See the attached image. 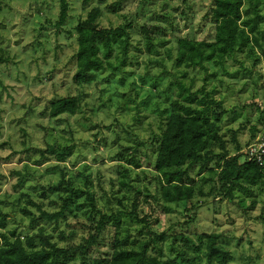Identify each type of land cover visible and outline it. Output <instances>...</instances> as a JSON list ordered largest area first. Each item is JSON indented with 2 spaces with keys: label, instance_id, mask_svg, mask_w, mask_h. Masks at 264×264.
Returning <instances> with one entry per match:
<instances>
[{
  "label": "rangeland",
  "instance_id": "1",
  "mask_svg": "<svg viewBox=\"0 0 264 264\" xmlns=\"http://www.w3.org/2000/svg\"><path fill=\"white\" fill-rule=\"evenodd\" d=\"M66 1L67 19L56 30L58 0H0V215L6 224L0 231L16 229L24 237L42 228L58 248H74L95 225L87 220L88 195L101 213L130 214L118 228L105 226L93 246L69 254L74 258L63 264H106L116 238L146 240L148 230L164 233L150 254L169 264H187L191 257L206 264L204 236L209 234L218 235L217 245L229 252L227 264H264V184H242L232 198L224 197L215 154L242 153L264 128V39L261 49L229 55L221 66L176 68V37L212 39L205 18L211 0H121L115 12L108 6L118 0ZM93 7L100 9L102 28L129 24L127 59L120 71H99L94 81L77 86L72 80L74 27ZM142 26L150 29L151 51ZM117 56L114 47L113 61ZM178 84L198 99L209 94L221 102L212 110L220 119L223 148H214L208 164L214 172L190 171L195 182L191 202L166 204L146 163L154 160L155 139L170 104L179 100ZM68 96L80 98L79 110L51 118L50 104ZM126 159L137 161L139 168ZM69 188L77 191L70 211L57 222L39 219L38 208L58 211Z\"/></svg>",
  "mask_w": 264,
  "mask_h": 264
},
{
  "label": "trees",
  "instance_id": "2",
  "mask_svg": "<svg viewBox=\"0 0 264 264\" xmlns=\"http://www.w3.org/2000/svg\"><path fill=\"white\" fill-rule=\"evenodd\" d=\"M190 1L182 0V3L187 4ZM58 2L59 12L54 23L56 30L65 23L68 12L67 1L58 0ZM120 3L121 0H118L108 8L111 12H115ZM263 6L264 0H211L205 18L212 25V39L199 41L176 37L174 66L185 69H205L206 63L221 66L229 55L233 56L238 52L250 55L255 49H261V42L264 39V29L261 27L264 22ZM99 14V7L91 8L86 17L79 20L74 27L77 45L72 80L77 86L94 81L99 71H120L125 66L129 48V34L126 28L129 24L109 29L102 28L97 23ZM152 29L156 30L154 27ZM140 30L144 36L145 47L147 50H153V39L148 35L150 29L142 26ZM114 47H117L119 56L113 61ZM177 86L179 100L170 104L163 129L155 139L157 148L154 160L152 163H146V167L155 173L160 199L166 204L191 202L195 194V182L189 176L190 171L197 167L199 172L205 169L209 173L214 172L211 171L212 168H208V164L215 157L214 148H223L220 138V119L212 110V107L219 108L221 102L209 98V94L198 99L195 94L190 95L189 90L183 85ZM79 107L78 96L62 97L50 104L48 113L51 118L63 114L73 115ZM254 130L251 129L252 132ZM252 136L251 139L255 135ZM238 151L232 156L215 152L220 160V163H216L217 177L221 183L219 190L223 191L222 195L226 198H232L235 187L244 189L243 186L264 184V170L246 161L239 163L243 151L242 153ZM62 159L63 157L58 154L57 161L61 162ZM126 162L135 168L140 166L134 159H126ZM15 174L20 175L17 172ZM20 182L21 178L16 186ZM120 185L128 187L123 181ZM66 191L69 194L60 197L61 205L58 211L47 213L38 208L39 219L57 222L64 217L65 212L70 211L73 203L71 195H76L77 191L72 188ZM86 200L90 207L87 220L94 222L95 225L92 227L93 232L88 234L83 243L66 250L51 243L50 237L43 235L42 228L38 229L37 234H26L24 237L18 235L16 229L0 231V264H63V261L74 258L69 254H74L76 251L85 252L93 246L105 226L109 224L118 228L122 217L125 218L130 214L121 212L104 214L95 207L90 196L87 195ZM137 222L143 223V220ZM5 225V216L0 215V230L4 229ZM137 234L143 233L138 231ZM146 236H149L146 240L130 242L127 236L121 240L116 238L111 243V253L106 264H169L150 254V251L154 250V245L164 240V233L154 234L148 230ZM204 238L207 241L206 264H227L231 256L223 247L217 245L218 235L209 234ZM182 241L188 243L186 239ZM186 262L197 264L193 257L187 258Z\"/></svg>",
  "mask_w": 264,
  "mask_h": 264
},
{
  "label": "built area",
  "instance_id": "3",
  "mask_svg": "<svg viewBox=\"0 0 264 264\" xmlns=\"http://www.w3.org/2000/svg\"><path fill=\"white\" fill-rule=\"evenodd\" d=\"M243 161L264 170V129L260 130L243 150Z\"/></svg>",
  "mask_w": 264,
  "mask_h": 264
},
{
  "label": "clouds",
  "instance_id": "4",
  "mask_svg": "<svg viewBox=\"0 0 264 264\" xmlns=\"http://www.w3.org/2000/svg\"><path fill=\"white\" fill-rule=\"evenodd\" d=\"M263 129H264V128H263ZM254 137H255V136H254ZM250 142H251V141H250ZM248 144H249V143H248ZM248 144H247V145H248ZM247 145H246V146H247ZM244 149H245V148H244ZM241 159H242V162H241V163H243V162H244V161H243V154H242Z\"/></svg>",
  "mask_w": 264,
  "mask_h": 264
}]
</instances>
